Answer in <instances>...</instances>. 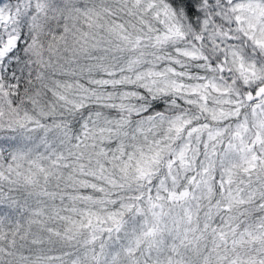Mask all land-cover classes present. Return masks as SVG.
Wrapping results in <instances>:
<instances>
[{
    "label": "snow or ice",
    "instance_id": "6c2138e0",
    "mask_svg": "<svg viewBox=\"0 0 264 264\" xmlns=\"http://www.w3.org/2000/svg\"><path fill=\"white\" fill-rule=\"evenodd\" d=\"M0 264H264V0H0Z\"/></svg>",
    "mask_w": 264,
    "mask_h": 264
}]
</instances>
